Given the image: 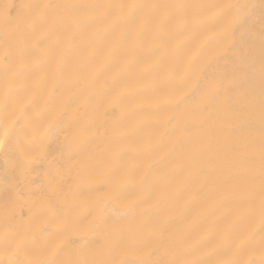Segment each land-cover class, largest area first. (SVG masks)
Here are the masks:
<instances>
[{"label": "snow or ice", "instance_id": "1", "mask_svg": "<svg viewBox=\"0 0 264 264\" xmlns=\"http://www.w3.org/2000/svg\"><path fill=\"white\" fill-rule=\"evenodd\" d=\"M256 7L4 5L0 264H264V26L247 23ZM208 22L215 30L185 53L186 34ZM133 111L149 115L130 123ZM193 190L202 205L237 202L258 218L259 249L254 229L189 219Z\"/></svg>", "mask_w": 264, "mask_h": 264}, {"label": "bare ground", "instance_id": "2", "mask_svg": "<svg viewBox=\"0 0 264 264\" xmlns=\"http://www.w3.org/2000/svg\"><path fill=\"white\" fill-rule=\"evenodd\" d=\"M35 2V0H0V11H3L4 5H14L19 6L22 4ZM85 2H122V0H85ZM143 3L150 2H166V0H140ZM177 2L189 3V4H217V3H228L234 2V0H177ZM250 4H255L257 7L254 10L252 18L247 21L249 25L254 27L256 31H259L262 26H264V21H262V13L260 9L261 0H247ZM15 13H13L14 15ZM216 28V25L212 22H208L201 26L200 28L193 29L186 34V39L188 40V48L185 49V53L190 54L199 41L203 38L204 35L211 34ZM244 32L243 28L237 29L236 38L242 42L243 37L242 33ZM28 83L27 79H21L18 81V86L24 87ZM143 84L149 85L151 83V79H147L142 81ZM160 88H153L147 95H156L159 94ZM138 97H130L129 98V106L133 107L138 102ZM149 115V113L141 112V111H133L129 113L128 120L129 122H135L138 119ZM149 129H145L148 131ZM132 159H135L133 157ZM169 165L162 163L160 165L159 172L163 173ZM3 169V164L0 162V171ZM33 178L38 182L41 177L33 174ZM170 182H174L170 181ZM3 193L0 192V202L3 199ZM191 198L195 200L197 203L192 207L189 219H191L194 223H196L200 228L205 230L218 231L220 226L224 223H230L236 232H248L251 230H255V237L252 243V249L258 250L262 243V234L260 231L261 225L259 219L256 217L249 216L244 210L243 206L237 202H230L228 204L219 206V207H210L207 205H202L199 203L201 197L195 192V190L189 192L185 199ZM198 218V219H197ZM41 242L51 239V237L42 236ZM217 241L212 240L209 242V245L216 243Z\"/></svg>", "mask_w": 264, "mask_h": 264}]
</instances>
